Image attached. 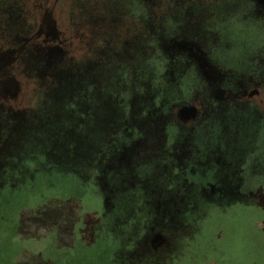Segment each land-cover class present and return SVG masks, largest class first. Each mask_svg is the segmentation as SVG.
Here are the masks:
<instances>
[{
  "label": "rangeland",
  "instance_id": "obj_1",
  "mask_svg": "<svg viewBox=\"0 0 264 264\" xmlns=\"http://www.w3.org/2000/svg\"><path fill=\"white\" fill-rule=\"evenodd\" d=\"M18 1L0 0L3 29ZM90 1L93 34L23 55L22 88L0 101V264H264V129L175 120L221 98L211 58L232 54L244 89L264 82V0L238 1L230 43L192 24L217 22L221 0ZM186 41L207 54L192 62ZM158 232L171 249L149 258Z\"/></svg>",
  "mask_w": 264,
  "mask_h": 264
},
{
  "label": "flooded vegetation",
  "instance_id": "obj_2",
  "mask_svg": "<svg viewBox=\"0 0 264 264\" xmlns=\"http://www.w3.org/2000/svg\"><path fill=\"white\" fill-rule=\"evenodd\" d=\"M27 1L29 2L22 5V0H19L18 3L15 4V7H10V10L6 12L7 18L11 19L9 29H3V27L0 26V32L3 35V38L0 39V101H6L5 103L1 104H11L13 102V99L18 96L19 89L22 88L21 78L23 55L25 56L30 53L28 56H36V54H39L40 52H43L45 50L54 52L56 51L54 46L57 45L60 47V49H62V47L60 46V42L63 37L67 38V33L68 35H70L71 33L75 34L79 30H82L84 34H93V30L91 28L92 14L94 17H96V13L92 12L89 7V4L93 3L92 1ZM217 4L220 5L221 15L224 12L223 10L226 9L227 6L226 8H223L224 5H222V2H219ZM153 5H156L155 2L153 3ZM158 6L160 7V5ZM242 9H244V6L242 7ZM199 11L200 10L195 11V13H198L196 15L192 14L194 16L192 24L198 26L200 23L204 22L207 29L206 32H208L209 35L212 34V36H210L209 38H214L215 29H217L218 31L220 30V34L222 36V24L219 22L209 23L207 19L198 21L200 16ZM191 12L192 9L190 7H186L182 19L185 18L186 14L188 15ZM220 18H222L223 21L228 20V17H226L224 13ZM97 19L98 21H93V23L95 25L97 24L104 27V25L100 24L103 21V18L97 17ZM81 33H79V36ZM227 41H230V39H227ZM245 41V39H242L240 42L244 43ZM193 46L194 48L190 46L189 41H186L181 44V46H179L177 52H186V54L191 56L192 62L194 60L199 62L200 56H205L206 52L204 51V53L203 50L200 49L197 50V46L195 44ZM222 55L224 56V61H222L224 62V64L214 61L213 58L209 59L208 61L209 65L214 68V74L218 76H214V80L212 82H208V87L217 89L221 94V98H217L214 96L210 100H206L204 102L206 106L204 107V112L200 114L198 112V115L196 117V112L194 110H196L197 107L196 104L193 103L195 105L190 106L182 112V115H185L184 117L186 118L175 119L176 123H178L180 127L187 129L186 131L188 132H196L199 131L198 128H202L203 126H205V124H207V121H213L210 118L211 116L218 117L220 113H224V116L229 118V123L231 122V124L233 125H236L237 123L243 121V123L238 128H240L241 126L244 127V121H246L250 125L249 128H254L256 130V128L260 126L259 128H262L263 130L264 126L262 125L264 124V82L260 84L256 89L252 87L244 89L245 86L239 83L234 74L241 72V69L235 68L231 65L230 57L232 54L223 53ZM248 59L250 58H247V60ZM19 62L20 67L18 68ZM260 62L261 65H264V58L262 56ZM24 67L26 69H31L28 65H25ZM220 67H222V69ZM253 73L256 74L255 72ZM252 120H254L255 124H251ZM218 123V121L217 123H215L216 127H219ZM220 126L222 127V124H220ZM204 132L205 131H203V133ZM206 132H209V129H207ZM218 132L219 131H216V134ZM261 133L262 132L255 135V137L253 138L255 142L257 141L256 138H258V136H261ZM138 143L139 145L141 144L140 139H138ZM220 148L221 150H223L226 148V146H222ZM248 151L249 149L244 153H248ZM130 153H132V156L134 155L133 153L140 152L133 150V152L130 151ZM216 189L221 191V188L214 186L213 193L217 191ZM115 196L117 200L118 194L116 193ZM114 209H109V212L114 213ZM132 216H134V211L132 213ZM121 222L122 221H119V223ZM166 235L167 237L158 232L154 236H151V238L148 239V248L150 254L145 256H149V258H151L150 255L154 257L160 252L170 250V241L172 242L173 238H171V234L166 233Z\"/></svg>",
  "mask_w": 264,
  "mask_h": 264
},
{
  "label": "trees",
  "instance_id": "obj_3",
  "mask_svg": "<svg viewBox=\"0 0 264 264\" xmlns=\"http://www.w3.org/2000/svg\"><path fill=\"white\" fill-rule=\"evenodd\" d=\"M238 1L239 0H236V1H234V0H221L220 1V2H222V5H224L223 8L224 7L226 8V6H227V8L223 10L224 11L223 13H224V15L226 17H228V20L223 21L222 18H220L221 15L223 14L222 13L219 16V19L217 21V23L219 22V23L222 24V31H221L222 32V36L226 35V37H227L230 34V32H231V30L229 29L230 25H233L235 23V18H237L238 15L242 14V12H243V10H242L243 4H242V2H238ZM227 9H228L229 12L227 11ZM233 33L235 35H232V36L236 38V42L240 43V41L242 39H245V40L249 39V36H243V35L238 34L239 31H235V32L233 31ZM228 39H230V38H228ZM230 42L231 41H229L228 43H230ZM243 45L244 44H241V46H243ZM3 256L4 255L2 254V257ZM5 262L6 263H1V264H9L8 261H5ZM64 264H66V263H64Z\"/></svg>",
  "mask_w": 264,
  "mask_h": 264
}]
</instances>
